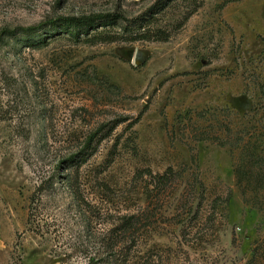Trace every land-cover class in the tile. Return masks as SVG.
Returning <instances> with one entry per match:
<instances>
[{"label":"rangeland","instance_id":"rangeland-1","mask_svg":"<svg viewBox=\"0 0 264 264\" xmlns=\"http://www.w3.org/2000/svg\"><path fill=\"white\" fill-rule=\"evenodd\" d=\"M157 1L0 0V264H98L133 215L135 264H264V0L169 10L166 42L21 32Z\"/></svg>","mask_w":264,"mask_h":264},{"label":"trees","instance_id":"trees-1","mask_svg":"<svg viewBox=\"0 0 264 264\" xmlns=\"http://www.w3.org/2000/svg\"><path fill=\"white\" fill-rule=\"evenodd\" d=\"M237 0H225L224 5ZM204 5V0H158L145 13L133 19H127L119 13L94 14L86 17H67L51 21L49 25L22 29L23 37L29 41L32 47L46 44V38H57L65 34L73 40H81L82 37L88 43H137V42H166L174 30L173 25H162L160 17L167 14L169 10L183 7L181 24H186ZM49 26V30L46 28ZM15 33H13L14 35ZM38 34L41 37L36 40ZM45 38V39H44ZM32 42V43H31ZM93 135L88 144L93 142ZM88 158V155H86ZM80 164L86 159H80ZM68 169L74 167V158L69 160ZM78 166V165H76ZM78 166V167H79ZM170 169L168 174L159 176L158 182L166 185L173 175ZM139 218L135 215L122 217L114 227H111L103 235V259L98 264H135L137 262V230L136 225ZM136 250V251H135ZM97 259H89V264L95 263Z\"/></svg>","mask_w":264,"mask_h":264},{"label":"crops","instance_id":"crops-1","mask_svg":"<svg viewBox=\"0 0 264 264\" xmlns=\"http://www.w3.org/2000/svg\"><path fill=\"white\" fill-rule=\"evenodd\" d=\"M3 248L2 241L0 240V250Z\"/></svg>","mask_w":264,"mask_h":264}]
</instances>
